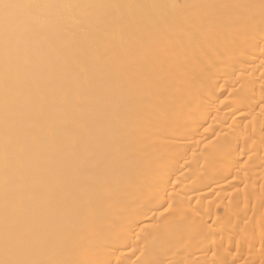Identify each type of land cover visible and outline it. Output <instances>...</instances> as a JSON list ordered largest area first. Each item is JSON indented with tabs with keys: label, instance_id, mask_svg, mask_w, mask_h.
<instances>
[{
	"label": "bare ground",
	"instance_id": "bare-ground-1",
	"mask_svg": "<svg viewBox=\"0 0 264 264\" xmlns=\"http://www.w3.org/2000/svg\"><path fill=\"white\" fill-rule=\"evenodd\" d=\"M0 264H264V0H0Z\"/></svg>",
	"mask_w": 264,
	"mask_h": 264
},
{
	"label": "snow or ice",
	"instance_id": "snow-or-ice-1",
	"mask_svg": "<svg viewBox=\"0 0 264 264\" xmlns=\"http://www.w3.org/2000/svg\"><path fill=\"white\" fill-rule=\"evenodd\" d=\"M5 7H8V5H5Z\"/></svg>",
	"mask_w": 264,
	"mask_h": 264
}]
</instances>
